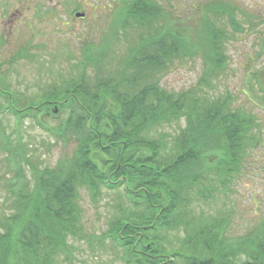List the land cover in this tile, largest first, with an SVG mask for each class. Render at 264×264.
Segmentation results:
<instances>
[{
    "label": "trees",
    "instance_id": "1",
    "mask_svg": "<svg viewBox=\"0 0 264 264\" xmlns=\"http://www.w3.org/2000/svg\"><path fill=\"white\" fill-rule=\"evenodd\" d=\"M123 4L122 27L145 34L116 73L99 56L92 75L77 61L71 69L78 74L67 84L36 83L24 96L12 94L0 63V114L41 125L33 113L42 107L57 119L51 104L65 85L62 92L73 98L63 105L68 114L60 126L44 129L61 146L76 143L70 157L62 152L55 164H42L17 131L0 128V264L68 258L69 240L83 235V192L93 205L105 199L110 214L101 236L122 250L125 264H264V217L237 234L225 204L209 209L228 200L254 151L264 147L252 110L228 90L216 92L227 73L230 37L213 17L190 34L153 0ZM226 8L220 15L237 28L234 7ZM180 59H198L200 76L188 89L168 91L157 77ZM249 74L250 91L259 92V105L250 104L257 108L264 64Z\"/></svg>",
    "mask_w": 264,
    "mask_h": 264
},
{
    "label": "rangeland",
    "instance_id": "2",
    "mask_svg": "<svg viewBox=\"0 0 264 264\" xmlns=\"http://www.w3.org/2000/svg\"><path fill=\"white\" fill-rule=\"evenodd\" d=\"M126 1L0 0V63L2 70L8 69L7 84L16 91L12 94L26 96L27 92L30 95L36 83L45 88L56 80L57 84L63 80H66L65 83L71 81L69 77L78 74L76 69H71L77 61H81L87 74L92 75V61H97L98 56L107 65L110 74L116 73L130 51L138 46L136 44L140 36L145 34L142 29L122 27L123 3ZM153 1L163 7L171 22H177L178 26L185 22L182 27L188 28L190 34H194L201 20L209 17H213L215 23L223 27L230 37L224 50L228 55L227 73L224 79L219 80L216 92L219 94L228 90L237 96L244 108L252 110L264 130V111L261 110L264 109V101L257 108L251 105L253 102L259 105V92L253 87L252 92L249 89V73L264 64V50L260 42V38L264 37V0ZM230 4L234 7L232 12L237 28L229 24L226 14L219 13V10L227 9L226 6ZM77 13L84 14V17H75ZM25 50L30 54L29 57L24 56ZM85 52L89 53L87 59L83 55ZM200 72L198 59H180L173 61L159 74L157 80L168 91L178 92L195 85ZM262 79L260 81L264 82V77ZM61 87L59 99L51 104V113L57 115V119L49 116L42 107L34 110L33 114L42 126L33 117L23 119L18 124L7 112L0 114V128L7 133L17 131L24 143L31 150L34 149V158L42 164H55L62 152L70 157L76 145L71 139L67 145L61 146L44 129L60 126L59 119H64L68 114V106L64 108L63 105L73 98L62 92L66 90L65 85ZM244 91L250 95L251 102H247ZM17 99L24 100L25 97ZM254 152L256 154L246 163L248 170L241 185L229 194L227 201H216L209 206L214 211L222 210L221 205L225 204L224 208L233 215L237 234L250 231L254 223L264 217V147ZM82 197L85 209L83 235L69 240L70 256L60 264H125L122 250L101 236L106 231L110 214L105 199L93 205L85 192Z\"/></svg>",
    "mask_w": 264,
    "mask_h": 264
},
{
    "label": "water",
    "instance_id": "3",
    "mask_svg": "<svg viewBox=\"0 0 264 264\" xmlns=\"http://www.w3.org/2000/svg\"><path fill=\"white\" fill-rule=\"evenodd\" d=\"M75 17H77V18H83L84 17V14L77 13V14H75Z\"/></svg>",
    "mask_w": 264,
    "mask_h": 264
}]
</instances>
